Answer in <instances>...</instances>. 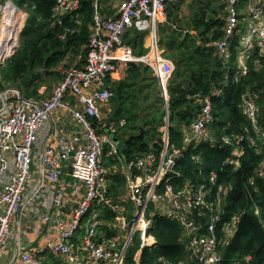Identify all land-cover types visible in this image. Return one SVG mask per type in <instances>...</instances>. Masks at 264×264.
Masks as SVG:
<instances>
[{
  "label": "built area",
  "instance_id": "built-area-1",
  "mask_svg": "<svg viewBox=\"0 0 264 264\" xmlns=\"http://www.w3.org/2000/svg\"><path fill=\"white\" fill-rule=\"evenodd\" d=\"M53 1V15L59 23L62 16H72L81 7V0ZM102 1L92 0L91 3L94 20L82 64L65 70L64 78L52 88L49 96L25 98L19 89L12 86L0 91V257L14 237L12 219L20 212L28 195L40 199L46 209L59 208L63 204L62 193L50 186L58 180L60 166L66 163L72 176L83 187V196L72 208L70 218L59 222L57 238L47 248L63 255L69 264H126L127 246L135 236H140L141 242L132 257V264H140L143 250L151 246L149 238H153L157 245L149 231L159 218L180 226L179 240L196 264H221V248L230 243L242 216V212L233 213L223 221L227 197L233 186L218 183L215 173L208 175L204 182L193 183L181 176L176 165L189 147L202 143L212 145L216 141L211 132L215 118L210 99L221 94L222 88L213 87L206 94L201 91L186 94L185 97L193 99L199 109L195 118L183 127V147L170 143L165 123L159 147L137 157L121 156L114 139L117 126L113 122H103L109 115L112 97L106 79L128 63L147 66L156 76L167 105L165 88L174 66L157 48L156 29L158 23L166 20V8L175 0H117L111 15L100 13ZM222 3L223 35L206 42L205 46L213 47L226 65L223 83L227 85L238 82L248 73L250 56L264 53V0L257 3L222 0ZM27 7H34L33 0L20 3L0 0V65L10 61L21 43V32L30 10ZM242 26L244 34L240 33ZM130 28L151 33L149 50L145 54H134L124 42V34ZM233 55L237 62L231 64ZM255 97V93H243L241 111L255 128L256 137L264 143V132L257 127ZM57 110L69 113L80 130L70 132L69 138L55 149L47 145L46 140L39 142L41 127ZM123 123V120L119 122L120 125ZM244 139L243 134L237 133H225L221 137L222 143L233 145V151L241 149L239 144ZM248 141L254 145V139L248 138ZM239 151L235 153L236 157L226 162L237 165ZM35 155H40L49 183L45 187L33 186L28 191L26 187L34 176ZM105 157L121 162L120 169L128 179L127 201L135 206L127 243L123 250L118 251L104 247L96 240V221L90 220L85 224L96 205L109 202L107 192L112 178L104 164ZM136 171H141L142 176L132 180L131 175ZM258 182L264 191V163L255 169L248 185L257 192L260 189ZM117 209L115 207V211ZM254 214L259 216L264 230V219L260 217L256 204ZM43 218L47 220L48 216ZM118 218L124 226L128 224L123 216ZM83 223L85 232L79 235L75 245L72 238ZM137 233L139 235H135ZM43 253L44 249H35L22 254L21 259L24 264H41ZM168 264L189 263L179 260Z\"/></svg>",
  "mask_w": 264,
  "mask_h": 264
},
{
  "label": "trees",
  "instance_id": "trees-1",
  "mask_svg": "<svg viewBox=\"0 0 264 264\" xmlns=\"http://www.w3.org/2000/svg\"><path fill=\"white\" fill-rule=\"evenodd\" d=\"M183 1L178 0L167 6V22L159 26V34L166 27L169 28L166 40L163 38L160 45L165 46L167 51L164 54L174 64L167 84L170 140L176 145L180 144L181 136L176 126L181 122L192 121L199 108L193 99L185 97L186 94L196 91L206 94L213 87L222 88V93L210 99L215 118L212 129L218 138L224 133H237L243 134L245 139L240 143L242 155L237 165L226 162L233 158L231 145L217 143L216 146H210L202 143L195 148H188L177 162L176 169L183 178L195 182L202 181L215 171L217 182L233 186L227 197L223 221L233 213L242 212V216L230 243L221 248V264H264V230L259 223V216L254 214L256 204L260 217L264 219V191L260 182L257 192L248 185L255 169L264 163V143L259 138L256 139V146L248 142V138L256 135L240 110L241 94L255 93L258 120L264 129V53L248 58V73L238 82L225 85L223 75L226 65L217 57L213 47L205 46L206 42L217 40L223 35L222 0H190L188 8L191 15L184 24L187 33L178 29L181 27L178 15L170 10L179 11ZM34 3L33 9L28 11L19 47L9 62L0 65V87L4 84L16 86L25 97L37 96L38 88L44 82L61 81L64 70L70 67L65 63L67 55H70V62L77 57V64L82 62L87 51L88 24L92 20L91 0H81L79 15H66L60 24L54 21L53 0H35ZM191 30L196 35H192ZM124 39L134 54L141 55L146 51L143 32L131 28L124 34ZM124 72L121 79L109 85L112 90L111 118L125 119V126L118 135L123 144L128 137L137 135L143 129V138L132 139L123 149L127 157H132L148 151L150 143H159L158 128L163 124L165 112L159 86L149 67L128 63ZM151 233L157 245L153 249L143 250L142 264H168L179 260L196 264L179 240L181 229L176 222L156 219ZM137 247L138 236H135L126 253V264L133 263L132 257Z\"/></svg>",
  "mask_w": 264,
  "mask_h": 264
},
{
  "label": "crops",
  "instance_id": "crops-1",
  "mask_svg": "<svg viewBox=\"0 0 264 264\" xmlns=\"http://www.w3.org/2000/svg\"><path fill=\"white\" fill-rule=\"evenodd\" d=\"M21 1H25V0H21ZM34 1L35 0H33V2ZM116 1L117 0H103L101 2V6L99 8L100 13H102L103 15H111L114 12V5H115ZM177 1L178 0H175L173 2L175 3ZM189 1L190 0L183 1L180 9L182 8L183 5L186 6V8H188L189 7ZM246 1L257 3L260 0H246ZM91 3H92V0H91ZM91 7H92V4H91ZM26 9L29 10V9H33V8L27 7ZM78 10L76 11V13H74V15H72L73 17L79 15ZM52 12H53V10H52ZM173 12L176 13V11H173ZM64 16H66V15H64ZM64 16L61 17V23H62ZM93 16H94V9L92 7V20L88 24L89 33H90L91 25H92L93 20H94ZM166 16H167V12H165V18H166ZM54 21L57 24H60L56 19ZM165 21L167 22V20H165ZM165 21L158 23V27L156 29L157 48L164 57H165L164 51L159 49L160 46L158 44V41H159L158 36H159V26L161 24L165 23ZM25 23H26V21H25ZM25 23H24V26H25ZM170 24L173 25V23H170ZM181 28H185V30L184 29L182 30ZM174 29H177V27L174 26ZM178 29L180 31H183V33L188 32L186 25H185V27H180ZM140 32H142V31H140ZM192 32H194V31L192 30ZM143 33H144L143 46L146 49V51L143 54H145L149 50V44L151 41V33L148 31H143ZM88 36H89V34H88ZM124 42H125V39H124ZM131 50H132V48H131ZM168 59H170V58H168ZM83 60H84V57H83ZM83 60H82V62H83ZM232 61L234 63L237 62L236 57L234 55H233ZM82 62H80L78 64H74L70 67L79 66L82 64ZM140 65H142V64H140ZM173 66H174V64H173ZM119 69H123V73L116 74V72L119 71ZM119 69H117L116 71H114L113 73H111L107 77L106 84L109 88H110L109 85L112 82L121 79L125 75V72H124L125 66L122 68H119ZM150 71H151V69H150ZM64 73H65V70H64ZM151 75L156 79L157 84L159 86L160 95H161L162 102H163L162 106L164 108L165 115H164V119H163V124L158 128V131L160 132L159 143L158 144L153 143V142L150 143L149 144L150 145L149 150L159 147L161 140H162V135H163L165 123H167V128L169 127V121H168V100H169V98L167 95V85L165 88V93L167 95V105H165V103L163 101V97H162L163 92H162V89L159 85V82H158L156 76L152 73V71H151ZM57 83L58 82L54 83L52 88ZM167 84H168V82H167ZM8 86L16 87L13 85L4 84L3 86L0 87V91H2L4 88H6ZM16 88L19 89L18 87H16ZM19 91L22 93V91L20 89H19ZM244 93H246V92H244ZM22 95L25 97V95L23 93H22ZM49 95H50V93L46 96H35V97H25V98L37 99V98H41V97H47ZM254 101L256 104V97L254 98ZM240 104H241V98H240ZM256 107H257V105H256ZM108 110H109L108 111L109 115H107L103 119V122H106V123L113 122L117 126L116 132L114 134V139H117V141L116 140L115 141L117 143L118 150H119L121 156L123 155L124 158H130V157H127V155L123 151L125 145H127V144H125V142L123 144L122 141L120 140L119 136H118L121 129L125 126V119H118V120L112 119L111 118V105L110 104H109ZM240 110H241V105H240ZM241 113H242V111H241ZM196 114H197V112H196ZM258 115H259V113H258V108H257V116H256L257 117V127L262 132H264L263 126H260V124H259ZM121 120L124 121L123 125L119 124V122ZM248 122L250 124V128H251L252 133L255 134L256 133L255 128L251 125L249 120H248ZM189 123L181 122L180 124H178L176 126V130L180 133V136H181L180 144L176 145L171 140H170V143H172L175 146L180 147V148L183 147V142H182V139L184 136L183 127ZM49 129H50V132H49ZM79 130H80L79 126L75 123V121L72 119V117L70 116L69 113L62 111V110L54 111L51 114L50 119L47 120L40 129L41 140H40L39 144L43 143L44 140H46L47 145L50 144L55 149L59 148V145L61 144V142L64 140H67L69 138L70 132H76ZM48 132H49V134L47 135ZM211 132L214 135L216 141L210 146H216L217 143L221 144L222 143L221 137L223 134L221 136H219L220 138H218L216 135V132L212 129V127H211ZM142 133H143V129H142ZM133 136H136V135H133ZM168 136L170 139L169 128H168ZM140 138H143V136ZM250 138L254 139V145L253 146H256L258 144L256 142L257 137L252 136ZM260 142L263 143L261 141V139H260ZM222 144L225 145L224 143H222ZM197 146L198 145H196L194 147H189V148H195ZM231 146H232L231 154H232L233 158L236 157L235 153L240 150L238 152L240 154V155H238V159H239L240 156L242 155V150L237 149V150L233 151V145H231ZM239 147H240V144H239ZM39 151H41V149H39ZM142 154H140L139 156H141ZM132 157H137V156H132ZM33 159H34V162L37 163V165L34 168V163H33V175L34 176H33V180L26 187V190H28V191L33 186L45 187V186H48L47 184L49 183L47 173L42 168V161L40 159V155L39 156L35 155V158H33ZM195 159H198V158L195 157ZM227 160H231V159H227ZM104 164L106 165L107 169L109 170L110 176L112 178V180L109 181L108 192H107V197L109 199V202L96 205L95 208L93 209L90 217L85 221V224H88L90 222V220L96 221L97 229H96V235H94L96 237V240L101 242L104 245V247L118 251L120 249L123 250L124 246L127 243L126 241H127L128 236H129V233H130L129 222L134 215L135 206L133 203L127 201V197H128L127 180L128 179H127L126 175L124 174V172L120 169L121 162H118L114 159H110L108 157H105ZM211 173H216V172L212 171ZM199 174H201V170L199 171ZM141 176H142L141 171H136L131 175V179L132 180H138ZM185 179H188V178H185ZM204 179L200 182H204ZM188 180L192 181L191 179H188ZM192 182L194 183L195 181H192ZM195 183H199V182H195ZM218 183H222L224 185L230 184V183L226 184L223 182H218ZM50 188L62 193L63 204L59 208H53V209L48 208V209H46L40 199H38L37 197H35L32 194L28 195L25 202L23 203V205L21 207L20 212L12 219V230H13L14 237L8 242L7 250H6L5 254L0 257V264H24L22 259H21V254L24 252L35 251V249H44L42 259L40 258L41 264H69L63 255H61L59 253L58 254L54 253L52 250L47 248V245H49V243L54 242L56 240L58 228H59V226H58L59 222L67 221L70 218L72 208L74 207L75 203H77L79 201V199L83 196V187L72 176V171H71L70 166L67 165L66 163H63L60 166L58 180L54 183H51ZM115 207H118L117 211H115ZM153 210H156V209H153ZM119 215L123 216L125 218V220H127L128 224L127 225L125 224L126 226H124V224H122L120 222V220L118 218ZM45 216H48L47 220H43L44 219L43 217H45ZM85 224L84 223L82 224L81 228L75 234L76 236H74L72 238V241L75 243V245H77V243H78L79 235H83L85 232L84 231L85 227H86ZM152 229L149 231V233L151 235H153L151 233ZM135 235H139V234L137 233ZM180 235H181V233H180ZM133 241H134V238L132 239V241H129L128 246H127L128 249L133 244ZM139 241L141 242L140 236L138 237V247H137L136 251L138 250L139 245H140ZM155 247H156V244L155 245L152 244L149 249H153ZM136 251H135V253H136Z\"/></svg>",
  "mask_w": 264,
  "mask_h": 264
},
{
  "label": "rangeland",
  "instance_id": "rangeland-1",
  "mask_svg": "<svg viewBox=\"0 0 264 264\" xmlns=\"http://www.w3.org/2000/svg\"><path fill=\"white\" fill-rule=\"evenodd\" d=\"M170 7V6H169ZM168 7V8H169ZM170 9V8H169ZM171 11L173 10V11H175V9H173V8H171L170 9ZM176 13H177V15H178V19H179V22H178V24L179 25H181V27H185V21H186V19L191 15V11L188 9V8H186V6H182V8L181 9H179V11H176ZM166 22V21H165ZM163 24H165V23H163ZM163 24H161V25H163ZM160 25V26H161ZM168 32H169V28L168 27H166V29H165V31L163 32V33H161L160 32V34H159V36H158V39H159V41H158V44H159V46H160V50H162V51H167V49L165 48V46H163V47H161V45H160V41L162 40V43H163V38H164V40H166V37H167V35H168ZM244 32H245V28H244V26H242V29H241V31H240V33L241 34H244ZM192 35H196V32L194 31V32H192V30H191V32H190ZM239 38V35H237V39ZM165 57H167L166 55H165ZM69 58H70V55H67V57L65 58V63H67L68 64V66H72V65H74V64H77V62H79V58L77 57L76 58V60L75 61H73V62H70V60H69ZM167 58H169V57H167ZM171 59V58H170ZM172 60V59H171ZM231 64H234V62L232 61L231 62ZM68 68V67H67ZM66 68V69H67ZM122 68V67H121ZM65 69V70H66ZM118 73H123V69H119V71H117L116 72V74H118ZM169 82V81H168ZM55 82L54 81H51V82H49V83H47V82H44L39 88H38V95L37 96H46V95H48L49 93H51V88H52V86H53V84H54ZM116 141H117V139H115ZM36 165H37V163L36 162H34V168L36 167ZM32 168H33V166H32ZM154 245H155V243H154Z\"/></svg>",
  "mask_w": 264,
  "mask_h": 264
},
{
  "label": "water",
  "instance_id": "water-1",
  "mask_svg": "<svg viewBox=\"0 0 264 264\" xmlns=\"http://www.w3.org/2000/svg\"><path fill=\"white\" fill-rule=\"evenodd\" d=\"M181 29H182V30H183V29L185 30V28H181ZM142 136H143L142 129H140L139 134L136 135V136H130V137L125 141V144H128V142H129L130 140H132L133 138H140V137H142Z\"/></svg>",
  "mask_w": 264,
  "mask_h": 264
},
{
  "label": "bare ground",
  "instance_id": "bare-ground-1",
  "mask_svg": "<svg viewBox=\"0 0 264 264\" xmlns=\"http://www.w3.org/2000/svg\"><path fill=\"white\" fill-rule=\"evenodd\" d=\"M148 242L150 243V245H152V244H154V239L153 238H149ZM24 253H27V252H24ZM24 253H22V254H24ZM140 262H142V257L140 258Z\"/></svg>",
  "mask_w": 264,
  "mask_h": 264
}]
</instances>
